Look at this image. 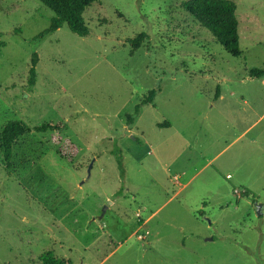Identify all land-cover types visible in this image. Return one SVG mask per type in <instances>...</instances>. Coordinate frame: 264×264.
<instances>
[{
    "label": "rangeland",
    "instance_id": "obj_1",
    "mask_svg": "<svg viewBox=\"0 0 264 264\" xmlns=\"http://www.w3.org/2000/svg\"><path fill=\"white\" fill-rule=\"evenodd\" d=\"M189 1L97 0L88 37L37 40L55 14L0 0V130L59 128L18 139L9 171L0 148V264H264V0H232L238 58Z\"/></svg>",
    "mask_w": 264,
    "mask_h": 264
},
{
    "label": "trees",
    "instance_id": "obj_2",
    "mask_svg": "<svg viewBox=\"0 0 264 264\" xmlns=\"http://www.w3.org/2000/svg\"><path fill=\"white\" fill-rule=\"evenodd\" d=\"M54 14L49 28L40 33L36 39L42 40L47 35L56 32L63 25H67L68 29L79 37H88L90 28L86 24L84 15L89 7L97 0H38ZM186 10L194 16V18L206 28L216 39L217 42L234 58L241 55L239 20L237 16L238 6L232 0H190L186 3ZM146 34H140L136 38L129 39L128 43L132 50L136 51L140 48ZM39 63V55L34 52L31 58V68L29 71L28 86L29 91H33L37 82V66ZM249 74L253 78L264 77V70L251 69ZM156 90L149 91L144 100L136 106L133 114L127 117V124L131 126L140 116L142 107L151 105L156 97ZM221 89L218 86L216 90L215 100L220 96ZM162 127V126H161ZM58 127L50 124H43L37 127H29L25 122L11 121L0 130V148L3 157V164L7 171L12 166V158L14 146L18 139L24 137L31 132L44 133L54 131ZM65 129V128H63ZM118 166L121 168V174L124 177L125 171L122 165L120 155L114 153ZM245 196H252V193L245 191ZM42 264H74L70 259L59 258L53 251L45 252L40 256Z\"/></svg>",
    "mask_w": 264,
    "mask_h": 264
},
{
    "label": "water",
    "instance_id": "obj_3",
    "mask_svg": "<svg viewBox=\"0 0 264 264\" xmlns=\"http://www.w3.org/2000/svg\"><path fill=\"white\" fill-rule=\"evenodd\" d=\"M109 203H111V202H109ZM107 209H108V207H107V206H105V207H104V209H103V214H105V213H106ZM102 217H103V216H102ZM211 240H213V239H211Z\"/></svg>",
    "mask_w": 264,
    "mask_h": 264
},
{
    "label": "crops",
    "instance_id": "obj_4",
    "mask_svg": "<svg viewBox=\"0 0 264 264\" xmlns=\"http://www.w3.org/2000/svg\"><path fill=\"white\" fill-rule=\"evenodd\" d=\"M221 94V93H220ZM220 98H222V95L220 96ZM231 175L229 174L228 177H230Z\"/></svg>",
    "mask_w": 264,
    "mask_h": 264
}]
</instances>
